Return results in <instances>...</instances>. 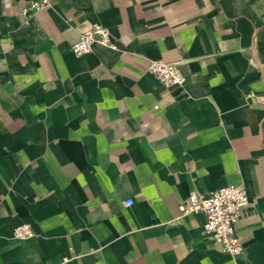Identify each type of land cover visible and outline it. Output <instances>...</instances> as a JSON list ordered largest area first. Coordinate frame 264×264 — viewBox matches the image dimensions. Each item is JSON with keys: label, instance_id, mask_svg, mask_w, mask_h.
<instances>
[{"label": "crops", "instance_id": "crops-1", "mask_svg": "<svg viewBox=\"0 0 264 264\" xmlns=\"http://www.w3.org/2000/svg\"><path fill=\"white\" fill-rule=\"evenodd\" d=\"M34 1L0 0V264H264V0ZM95 23L116 49L74 55ZM228 184L235 256L178 210Z\"/></svg>", "mask_w": 264, "mask_h": 264}, {"label": "built area", "instance_id": "built-area-1", "mask_svg": "<svg viewBox=\"0 0 264 264\" xmlns=\"http://www.w3.org/2000/svg\"><path fill=\"white\" fill-rule=\"evenodd\" d=\"M46 4L47 0L34 1L29 8L39 9ZM29 8H23L22 13H26ZM95 43L110 49L117 47L109 36L108 28L95 23L79 34L71 49L74 55L79 56L89 52ZM148 70L166 87H182L185 84V77L176 63L151 59ZM246 97L253 99L264 109V91H252L247 93ZM124 203L130 205L132 200L128 198ZM247 203L245 187L242 184H228L207 194L190 191L187 198L178 204V210L180 216L203 213L204 232L220 245L222 252L235 256L242 251L236 223ZM13 236L17 239H26L34 236V231L28 223H21L14 228Z\"/></svg>", "mask_w": 264, "mask_h": 264}]
</instances>
